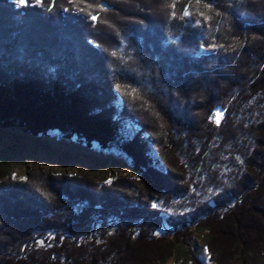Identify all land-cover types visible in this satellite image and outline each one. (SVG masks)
I'll use <instances>...</instances> for the list:
<instances>
[{
    "label": "trees",
    "instance_id": "16d2710c",
    "mask_svg": "<svg viewBox=\"0 0 264 264\" xmlns=\"http://www.w3.org/2000/svg\"><path fill=\"white\" fill-rule=\"evenodd\" d=\"M172 3L0 0V127L135 171L0 182V264H165L192 227L211 264L264 262V0Z\"/></svg>",
    "mask_w": 264,
    "mask_h": 264
},
{
    "label": "rangeland",
    "instance_id": "374dc122",
    "mask_svg": "<svg viewBox=\"0 0 264 264\" xmlns=\"http://www.w3.org/2000/svg\"><path fill=\"white\" fill-rule=\"evenodd\" d=\"M117 4L119 7L122 5ZM80 117L87 122L81 114ZM36 169L46 170L53 176L88 178L95 183L135 176L130 160L117 149H102L95 144L89 147L76 138L68 140L62 137L58 131H51L46 136H33L21 129L0 127V175H5L0 176V182L24 181ZM162 217L165 218V215ZM165 230L174 232L176 229L165 227ZM190 231L186 242L177 247L174 256L165 264H192L187 250L193 252L202 263L211 264L208 262V250H205L210 239L209 232L195 227Z\"/></svg>",
    "mask_w": 264,
    "mask_h": 264
},
{
    "label": "snow or ice",
    "instance_id": "6c2138e0",
    "mask_svg": "<svg viewBox=\"0 0 264 264\" xmlns=\"http://www.w3.org/2000/svg\"><path fill=\"white\" fill-rule=\"evenodd\" d=\"M17 6L20 7H25L28 6L30 3V0H14ZM36 4L39 5L43 2V0H35ZM197 3H200V0H196ZM208 7H211V5H207ZM91 7V5H90ZM102 7V6H101ZM171 7L175 9L176 7V0H173V3L171 4ZM191 13L188 11L187 7L183 11L184 16H189ZM173 15H175V12H173ZM90 18L92 19L93 22L98 21L99 17L98 15H91ZM223 117V111L218 110L213 117H210V119H214L215 122L219 125L221 122V118ZM153 207H156V204H153ZM207 251V249H205Z\"/></svg>",
    "mask_w": 264,
    "mask_h": 264
},
{
    "label": "water",
    "instance_id": "95a60500",
    "mask_svg": "<svg viewBox=\"0 0 264 264\" xmlns=\"http://www.w3.org/2000/svg\"><path fill=\"white\" fill-rule=\"evenodd\" d=\"M103 7H104L105 9H111V7H110L107 3H103Z\"/></svg>",
    "mask_w": 264,
    "mask_h": 264
},
{
    "label": "built area",
    "instance_id": "2783aa9c",
    "mask_svg": "<svg viewBox=\"0 0 264 264\" xmlns=\"http://www.w3.org/2000/svg\"><path fill=\"white\" fill-rule=\"evenodd\" d=\"M216 112H214V114H215Z\"/></svg>",
    "mask_w": 264,
    "mask_h": 264
}]
</instances>
